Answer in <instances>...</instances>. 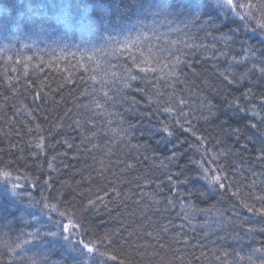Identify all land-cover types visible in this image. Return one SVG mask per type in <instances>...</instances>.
<instances>
[{
  "label": "trees",
  "instance_id": "16d2710c",
  "mask_svg": "<svg viewBox=\"0 0 264 264\" xmlns=\"http://www.w3.org/2000/svg\"><path fill=\"white\" fill-rule=\"evenodd\" d=\"M152 1L174 14L162 15L152 7L133 14ZM241 3L254 6L257 20L264 16V0ZM58 10L54 28L44 19ZM184 12L181 0H0V161L11 162L9 170L31 197L34 206L25 200L23 207L43 227L51 221L44 233L57 230L53 222L69 211L80 217L88 233H81L85 242L115 231L112 247L121 248L129 264H260L264 257L255 258L253 249H264V216L258 213L264 204L248 196L264 195V76L259 72L264 64L251 58L235 64L232 58L239 61L249 46L264 57V31L250 22L234 43L225 45L219 37L237 25L221 32L209 29L206 36L196 27L185 28ZM155 17L163 27L152 24ZM30 20V29L43 36L29 33ZM42 22L47 32L40 31ZM79 24L95 32L86 33L83 41L74 38ZM59 29L56 46L50 45L48 37ZM192 45L203 47L192 50ZM177 57L190 65L176 69L179 80L169 75ZM230 65L232 75L226 71ZM253 65L256 69L249 71ZM145 68L149 72L141 71ZM245 72L248 77L241 81ZM129 74L136 79L125 88ZM248 89L252 95H242ZM176 97L187 106L177 105ZM233 99L246 115L234 117L236 109L228 110ZM209 101L215 105L211 112ZM163 107L190 113V124L181 119L180 129ZM161 122L174 133L164 142V133L154 131ZM189 126L196 136L186 131ZM40 137L42 148L37 147ZM180 147L179 156L169 159ZM213 152L225 155L213 160ZM202 159L216 168L224 165L232 187L201 196L207 191L197 179ZM98 195L105 203L89 208L88 200ZM240 201L257 211H247ZM43 204L58 205V212L44 214ZM33 231L23 221L7 226L0 220V264H43L45 258L58 264L60 238L21 243L32 240L24 233ZM6 243L23 246L13 252Z\"/></svg>",
  "mask_w": 264,
  "mask_h": 264
},
{
  "label": "snow or ice",
  "instance_id": "6c2138e0",
  "mask_svg": "<svg viewBox=\"0 0 264 264\" xmlns=\"http://www.w3.org/2000/svg\"><path fill=\"white\" fill-rule=\"evenodd\" d=\"M181 3L183 4V7L185 9V12L183 13L184 18L181 19L182 23L185 24V28L196 27L198 31H203L205 32L206 36H208L210 35V32L208 31L209 29L215 32H221L222 28L226 27L227 25H237V27L235 28H228L227 32H222L219 39L223 40L225 42V45H227L228 43H234L236 36L240 35L245 29H248V25L250 22L255 21L257 27L261 31H264V16H262L261 19L257 20L253 16L252 12L254 6L248 3H241V0H181ZM262 8H264V5H262ZM163 11L171 14L170 9H164ZM249 30L254 31V29ZM213 39L217 38L213 37ZM241 43H243V41ZM185 47L188 48L189 46L186 44ZM197 47H203V45L191 46L192 50H195V48ZM221 56H227V53L222 52ZM250 58L259 59L260 63L264 64V57H257L254 49L251 46L248 47V49L246 50V55L241 57L239 61H237L235 57H233L232 59L233 63L235 64H243ZM9 59H11V57H9ZM182 63L184 67H190L187 62H182L179 57H177L171 63L172 71L169 73V75L175 80H179L176 69L179 68ZM256 67V65H253L252 69H249V71L255 70ZM141 71L147 73L149 72V69L145 68ZM151 71L155 72V69H152ZM226 71L228 72V75H232L231 65ZM259 72L262 76H264V67L259 68ZM219 75L229 84L235 83V81L228 79V75H225L224 72L219 73ZM247 77L248 72H245L240 76L239 79L241 81H244L247 79ZM134 79L136 78L129 74L127 79L124 81V87L130 88L131 84L128 81ZM242 95L251 96V89H248ZM105 96L107 97L106 93ZM148 98L151 100V96H149ZM172 100L173 97L170 96L169 102H172ZM261 102L264 103V99H262ZM175 103L177 105L187 106V102L183 99H180L179 97L175 98ZM227 105L229 111H231L233 108L236 109V111L233 112L234 117L237 112L243 113L245 115L247 114V110L240 107L238 99L228 101ZM156 107L157 110L160 109L159 101H156ZM206 107H208L209 111L211 112V108L215 107V105H213L209 101ZM163 113L168 114L170 117H172L175 124L182 130H184V124L180 123L181 119H183L185 123L190 124V121H188V116L190 115V113H185L182 110L177 112V109L173 107H163ZM255 115H257V113L253 111V116ZM161 124L162 127L154 129V131L164 133V138L161 141L164 142V140L173 137L174 133L167 123L161 122ZM130 130L131 126L129 127V131ZM114 131L117 132V130ZM120 131L125 130L120 129ZM186 131L190 132L193 136L196 135L195 132H192V128L190 126L186 129ZM234 131L237 134L239 133V129H235ZM117 134L119 133L117 132ZM43 139V137H40V144L37 145L38 148L43 147ZM198 139L203 141V137H199ZM173 147H175V145H173ZM192 147L196 148L195 145H192ZM203 149L204 144L201 143L198 150L203 152ZM207 154L208 153L204 152V155ZM211 155L213 157V160H219L220 157L224 156L225 154L223 152L219 154L213 152L211 153ZM169 159L175 160V153ZM206 163L209 164V167H205ZM211 163L212 161H205L202 159L198 164L199 173L197 179L203 182V186L207 190L206 192H200L199 194L201 196L213 194L217 191H223L226 189V185L228 188L232 187V182L228 180V174L224 171L225 166L218 165L217 168H212L210 166ZM0 164H3V167L0 168V220H3L7 226L10 225L13 220H15L16 222L23 221L27 226L34 227L35 231L31 233H24L32 237V240L25 241V244L32 243L34 241L36 242L42 237H59L63 242L59 243L58 245L62 249V252L58 253L60 257L58 264H99L97 257H104L109 260L116 261L117 264H129L127 256L121 250V248L112 247L114 243H117V241H114L112 239L114 235H117L115 231L105 233L99 239H92L85 242V240L82 238L81 233L82 231L84 235H87L88 233L86 230L82 229L80 217L75 213H71L69 211L60 212L59 215L62 218L61 221L53 222V226L57 230L44 233L42 231L43 225H41L40 219L36 218L32 213L28 212L27 208L23 207L25 200L29 201L28 204L30 207L34 205L31 202V197L22 190L23 186L18 182L20 178L18 176L14 177L13 171L9 170L11 167V162H9L8 164H4L3 161H0ZM49 167H51V164L49 165ZM185 183H187V181H185ZM113 194L119 195L118 193H115V190H113ZM105 195H108V193H105ZM232 195L239 196L240 193H232ZM248 198L254 199L257 202L264 204V195L257 197L254 194H249ZM97 203L104 204V198L98 195L96 200L89 199L88 207L95 209ZM9 205L15 207L14 212H9ZM240 205L251 213H255L257 211L254 205H250L248 203H245L244 201H240ZM41 211L44 214L56 213L58 212V205L43 204ZM16 213H20L21 215L17 216ZM258 213L261 216H264V207H260L258 209ZM25 215L31 216L32 219L25 220ZM221 215H223V213H221ZM9 217H12V219H9ZM37 225L40 226L37 227ZM248 231H253V229H249ZM260 231H264V229H260ZM73 236L75 237V244L72 243ZM5 246L11 248L14 252L16 248H21L23 245L15 244L13 246L6 243ZM101 249L104 250L101 251ZM109 249L112 250L109 251ZM255 253H260L261 256L264 257V249H253V254ZM248 259L251 260L252 257L250 256L248 257ZM32 264H36V262L33 261ZM43 264H51V261L48 258H45ZM260 264H264V258L260 259Z\"/></svg>",
  "mask_w": 264,
  "mask_h": 264
},
{
  "label": "rangeland",
  "instance_id": "374dc122",
  "mask_svg": "<svg viewBox=\"0 0 264 264\" xmlns=\"http://www.w3.org/2000/svg\"><path fill=\"white\" fill-rule=\"evenodd\" d=\"M151 1V0H150ZM150 7H152V9H153V11H155V12H164L163 10L164 9H168L165 5H161V4H156V3H153V1L150 3V5H148L145 9L144 8H141V7H137V8H135V10H134V12H133V14L135 15V16H138L139 15V12L140 13H142V12H144L145 13V11H147V10H150ZM147 9V10H146ZM5 11H7L8 13H9V11L10 10H5ZM128 13V11H126L125 12V14H127ZM172 14H174V12H172L171 11V14H169V13H166V15H172ZM31 23H32V21L30 20L29 22H28V27L31 25ZM137 23V22H136ZM136 23H134V25L133 26H135V25H137ZM133 24V22H131V25ZM60 27H62V26H60ZM133 28V27H132ZM30 30V27H29V29H28V31ZM90 31H93V32H95L93 29H92V27L90 26V27H85V26H83L82 24H79V25H77V26H75V28H74V30H72V33H73V35H74V38H77V39H81V41H83L82 39H84L85 38V34L86 33H88V32H90ZM97 33H99V31L97 32ZM70 34L68 33L67 34V38H70V36H69ZM66 38V37H65ZM66 38V39H67ZM56 40H57V38H55ZM28 40H31V39H28ZM68 40V39H67ZM15 41H17V38L15 37ZM45 46L46 45H49V43L47 42V43H45L44 44ZM211 167L212 168H216L215 167V165L212 163L211 164ZM22 242H25L24 240H22L21 241V243Z\"/></svg>",
  "mask_w": 264,
  "mask_h": 264
},
{
  "label": "bare ground",
  "instance_id": "6f19581e",
  "mask_svg": "<svg viewBox=\"0 0 264 264\" xmlns=\"http://www.w3.org/2000/svg\"><path fill=\"white\" fill-rule=\"evenodd\" d=\"M148 6V4L145 6V8ZM142 8V7H141ZM60 11L58 10V12L57 13H54V14H52V15H50V16H47L44 20L46 21V22H48V23H50L54 28L56 27V25H57V23H58V20H57V14L59 13ZM166 14V12H162V15H165ZM63 22V21H62ZM65 22V21H64ZM152 24L154 25V26H156V27H163V23L159 20V18H157V17H155L154 19H153V22H152ZM39 28H40V31H43V32H47V27H46V25H45V23H40L39 24V26H38ZM30 32V34L32 35V36H43L37 29L35 30H29ZM33 38V37H32ZM31 38V39H32ZM196 136V135H195ZM200 136V135H199ZM178 144H180V143H177V145ZM184 144H186V142H184L183 143V145ZM175 148V147H174ZM183 149V147H180V149L178 150L177 149V151L174 149V151H176L177 153H176V156L178 157L179 156V154L181 153L180 151ZM223 216V215H222ZM52 225V223H51V221L49 220L48 222H47V224H46V226L45 227H42V230H46L49 226H51ZM75 237L73 236V241H72V243L73 244H75ZM58 242L59 243H62L63 241H61L60 239L58 240ZM254 249H256V248H254ZM260 255V253H255L254 254V256H255V258L256 257H258Z\"/></svg>",
  "mask_w": 264,
  "mask_h": 264
}]
</instances>
